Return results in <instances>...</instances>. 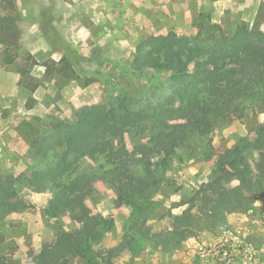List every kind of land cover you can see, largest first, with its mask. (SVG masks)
Returning a JSON list of instances; mask_svg holds the SVG:
<instances>
[{
    "label": "trees",
    "instance_id": "16d2710c",
    "mask_svg": "<svg viewBox=\"0 0 264 264\" xmlns=\"http://www.w3.org/2000/svg\"><path fill=\"white\" fill-rule=\"evenodd\" d=\"M12 24V17L3 18L0 29H11ZM194 25L197 34L192 37L174 30L146 36L135 47L131 62L116 66L144 80L152 79L147 73L166 75L171 92L156 103L137 106L134 97L122 94L108 103L81 108L71 120L55 117L44 132H37L36 123L22 122L20 127L27 133L20 135L36 152L40 166L28 174L8 173L0 182V243L6 219L35 208L19 196L17 188L28 175L32 192L52 195L42 209L45 217L58 219L68 212L71 220L81 225L78 231H60L53 241L41 246L30 264H69L79 256L86 264L104 260L113 264L112 258L123 248L110 250L106 256L91 251L114 227L112 218L93 215L86 205L95 185L112 187L118 206L136 208L137 199L154 185L151 174L165 170L190 137L208 139L215 122L236 103L250 101L264 107V33L243 22L228 33L205 13L199 14ZM69 57L65 54L44 65L45 74L71 79L76 60ZM100 80L108 86L111 83L90 76L83 86ZM30 131L36 134L32 136ZM248 132L242 146L218 154L207 141L203 157L213 162L211 178L182 204L188 206L175 217L170 238L151 234L135 222L125 245L157 239L176 249L183 241L216 228L226 215L249 209L264 193V124ZM126 134L142 136L143 143L127 149L122 143ZM83 159H102L104 164L85 169ZM66 176L68 182H64ZM0 264H10L8 256L1 255Z\"/></svg>",
    "mask_w": 264,
    "mask_h": 264
},
{
    "label": "rangeland",
    "instance_id": "374dc122",
    "mask_svg": "<svg viewBox=\"0 0 264 264\" xmlns=\"http://www.w3.org/2000/svg\"><path fill=\"white\" fill-rule=\"evenodd\" d=\"M104 1L99 9L92 0H0V20L8 16L13 18L11 29H0V90L11 91L17 82L14 88L17 98L6 104L0 103L1 107L6 106L0 112V125L9 121L7 110L18 113L14 116L18 122L27 117L25 109L31 108L34 110L30 117L35 119L37 132H44L55 117L71 120L81 108L108 103L111 97L128 94L135 98L137 106H142L148 102L156 103L171 92L166 75L147 73L152 79L144 80L131 77L116 66L128 65L135 47L148 35H165L174 30L181 36L192 37L197 34V28H172L157 12L142 15L138 20L128 19V11L139 15L136 7L132 10L122 2L117 7L110 0ZM77 26L89 29L94 41L101 38L105 43L83 55L76 35L68 33L69 28ZM109 30L115 31L104 37ZM43 39L47 40V45ZM65 54L76 60L71 79L47 76L44 65ZM77 57L81 59H75ZM90 76L105 78L111 83L108 86L100 80L84 87V81ZM261 124H264V107L259 104L242 101L227 108L225 115L215 122L208 139L190 137L165 170L151 174L154 185L137 199L136 208L118 206L114 189L96 184L95 193L86 200V205L93 215L112 218L114 227L100 242L92 245L91 251L106 256L110 250L123 248L112 258L113 264H264V193L249 209L226 215L216 228L183 241L176 249H172V243L163 246L157 239H139L125 245L130 226L135 222L143 229H149L151 234L170 238L175 217L188 206L182 204L211 178L213 162H206L203 157L208 150L207 141L218 154L233 146H242L248 131ZM19 128L20 132L27 133L24 128ZM122 143L132 149L143 143V137L126 134ZM118 144L116 141V148ZM30 164L31 168L24 174L40 166L37 157ZM82 164L85 169L98 168L104 161L83 159ZM28 180L25 175L17 188L21 198L33 203L30 198L36 193L30 190ZM68 181L66 176L64 182ZM42 194L33 203L34 209L10 215L6 221L24 212L35 214L38 209L45 217L42 209L52 195L49 192ZM80 227L71 220L70 213L64 212L51 227L38 232L28 234L24 227L14 228L12 239L6 242V232L10 229L5 224L0 256H8L10 264H30L41 246L53 241L60 231H78ZM96 260L101 262L99 258ZM69 264H86V261L79 256L70 259Z\"/></svg>",
    "mask_w": 264,
    "mask_h": 264
},
{
    "label": "crops",
    "instance_id": "0c3cea01",
    "mask_svg": "<svg viewBox=\"0 0 264 264\" xmlns=\"http://www.w3.org/2000/svg\"><path fill=\"white\" fill-rule=\"evenodd\" d=\"M112 3L117 4L124 3V6L132 7V10L136 7L138 14L128 11V19L135 18L140 19L142 15H146L150 12H157L163 16V18L170 23L172 28H180L184 26L186 28L195 27L194 20L200 13L210 15L212 21L221 25V27L228 33L240 24L246 23L250 28L256 26L261 32L264 33V0H110ZM96 6L101 7L100 4L105 2L92 0ZM116 10V9H115ZM136 10V9H135ZM100 11V10H99ZM123 15V13H120ZM163 19V20H164ZM68 33L76 35L80 42V50L85 53H91V50L95 47H101L103 40L94 41L89 29L85 27H72L69 28ZM115 30H109L104 37H108L114 33ZM179 32H183L179 29ZM71 35V36H73ZM102 37V38H104ZM44 45H47V40L43 39ZM65 43L66 40H65ZM59 61V60H54ZM17 81V79H16ZM17 83V82H16ZM15 83V85H16ZM9 90H0V103L17 98L14 88ZM1 86V83H0ZM9 103V102H7ZM1 107V106H0ZM3 106L0 108V112L5 109ZM3 108V109H2ZM2 109V110H1ZM28 113L27 117L19 120L18 122L14 116H18L16 111L7 110L9 121L4 125H0V182L3 179L5 173H11L14 175L22 174L31 168L30 162L36 158V152L33 151L27 141L20 135L19 126L22 122L35 123V119H31V114L34 109H25ZM19 111V109L17 110ZM36 117V116H35ZM34 118V117H33ZM4 126V127H3ZM15 156V158L13 157ZM43 194H35L30 200L36 203ZM56 219H48L42 217L39 213V209L35 214L23 213L21 216L14 215L12 218L6 221V226L10 229V232H6V242L12 239L11 231L17 227H24L27 229L28 234L31 232H38L51 227L53 221ZM22 249V246H21ZM40 250V249H39Z\"/></svg>",
    "mask_w": 264,
    "mask_h": 264
}]
</instances>
